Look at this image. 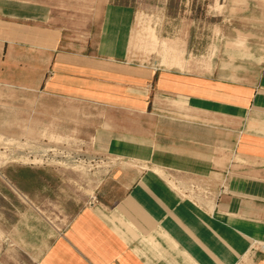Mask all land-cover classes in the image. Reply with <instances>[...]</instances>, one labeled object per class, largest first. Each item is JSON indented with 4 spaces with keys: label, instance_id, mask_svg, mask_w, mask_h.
I'll list each match as a JSON object with an SVG mask.
<instances>
[{
    "label": "crops",
    "instance_id": "obj_1",
    "mask_svg": "<svg viewBox=\"0 0 264 264\" xmlns=\"http://www.w3.org/2000/svg\"><path fill=\"white\" fill-rule=\"evenodd\" d=\"M110 1L104 45L58 14L0 0V117L33 96L57 114L77 105L92 118L77 165L103 158L86 176L0 169V264H264V55L177 44L165 30L175 14L159 12L164 39L147 25L139 38L165 56L129 59L135 11Z\"/></svg>",
    "mask_w": 264,
    "mask_h": 264
},
{
    "label": "rangeland",
    "instance_id": "obj_2",
    "mask_svg": "<svg viewBox=\"0 0 264 264\" xmlns=\"http://www.w3.org/2000/svg\"><path fill=\"white\" fill-rule=\"evenodd\" d=\"M17 6H28L36 13L58 14V21L65 26L75 25V31L81 30L90 33L94 42H106L111 24L104 20L103 14L115 10L110 0H11ZM119 3H131L135 11V22L129 27L127 40V54L129 59L136 61H149L152 57L165 56L159 49L149 50L139 35H143L142 26L147 25L158 33L159 17L157 13L175 14V20L170 30L167 25L166 32L170 35H182L174 38L177 44H183L185 39L205 45L207 42L214 50L217 45L234 47L239 51V57L255 56L259 59L264 55V0H114ZM167 2V1H166ZM170 22V23H169ZM133 22H131L132 25ZM113 24V23H112ZM161 40V38L157 35ZM189 39V40H190ZM149 50V51H148ZM211 53V52H210ZM210 55V54H209ZM162 57V56H161ZM193 57V55H192ZM199 55L192 58L200 61ZM43 98V97H42ZM10 105L13 115L0 117V151L17 156L40 154L53 149L57 152L62 147L71 151L79 138H84L88 131V124L92 121L89 117L77 116L79 107L71 104L63 105L56 113V102L39 99L33 96L30 100L5 102ZM42 106V110L40 108ZM80 136V137H79ZM74 151L79 152L75 149ZM50 154V152H48ZM13 159V160H12ZM99 162L102 165L103 158ZM113 165L115 156L108 158ZM4 160V161H3ZM28 161V160H27ZM26 163L25 158L0 159V169L9 163ZM56 162V159H53ZM111 164V163H110ZM131 163H129L130 165ZM79 165V164H78ZM77 163L65 162L64 167H69L76 173L86 176L87 168ZM100 168H96V172ZM86 173V174H85ZM98 174V173H95Z\"/></svg>",
    "mask_w": 264,
    "mask_h": 264
},
{
    "label": "built area",
    "instance_id": "obj_3",
    "mask_svg": "<svg viewBox=\"0 0 264 264\" xmlns=\"http://www.w3.org/2000/svg\"><path fill=\"white\" fill-rule=\"evenodd\" d=\"M75 147V144H74ZM2 147L0 146V150ZM53 149L46 150L41 152L40 154H25L21 155L25 158L26 163L29 165H43V164H53V165H59L62 166L65 164V162L68 163H81L84 161L82 151L79 150V152L76 153L75 148H72L71 151H68V148L62 147V149H59L57 152H51ZM5 152V151H4ZM50 152V154H48ZM56 159V162H53V159ZM101 158L99 157H92L88 159L87 161V167L88 171L94 170L98 168L99 162ZM28 160V161H27ZM192 189L195 190L198 193L204 194V197H207L209 195L208 188L200 187L195 184H193Z\"/></svg>",
    "mask_w": 264,
    "mask_h": 264
},
{
    "label": "bare ground",
    "instance_id": "obj_4",
    "mask_svg": "<svg viewBox=\"0 0 264 264\" xmlns=\"http://www.w3.org/2000/svg\"><path fill=\"white\" fill-rule=\"evenodd\" d=\"M17 156L11 155V153H5L4 151H0V159H7V158H24L23 156H21L19 153H17ZM13 160V159H12ZM4 161V160H3Z\"/></svg>",
    "mask_w": 264,
    "mask_h": 264
}]
</instances>
